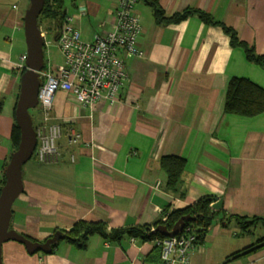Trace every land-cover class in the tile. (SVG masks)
<instances>
[{"label": "crops", "instance_id": "obj_1", "mask_svg": "<svg viewBox=\"0 0 264 264\" xmlns=\"http://www.w3.org/2000/svg\"><path fill=\"white\" fill-rule=\"evenodd\" d=\"M157 1L167 18L188 8L204 10L234 27L242 40L264 54V0ZM117 2L65 0L66 15L73 17L82 38L91 41L96 32L113 27ZM30 4L31 0H0L1 189L16 150L11 135L28 50L25 14ZM135 9L144 54L124 56L127 78L119 100L84 106L69 92L55 93L52 115L63 126L58 141L61 158L52 164L33 158L23 166L24 192L12 209L11 228L33 241L44 243L81 220L104 222L109 231L152 225L207 195L222 199L221 208L228 214L264 216V113L244 117L225 109L230 79L247 77L264 87V68L248 61L219 25L196 15L158 23L146 0H138ZM50 30L46 49L58 41L60 29ZM48 68L56 67L48 63ZM33 114L39 124L43 117L38 106ZM73 133L80 134L75 144L68 139ZM167 156L186 159L179 191L168 186L162 165ZM261 227L242 234L235 222L225 225L218 217L204 242L196 243L182 264H264V247L249 255H233L264 236L257 235ZM2 260L165 263L155 240L124 236L111 241L98 234L90 236L84 248L60 240L50 253H29L24 244L7 241Z\"/></svg>", "mask_w": 264, "mask_h": 264}, {"label": "built area", "instance_id": "obj_2", "mask_svg": "<svg viewBox=\"0 0 264 264\" xmlns=\"http://www.w3.org/2000/svg\"><path fill=\"white\" fill-rule=\"evenodd\" d=\"M137 2L118 0L113 28L104 33L98 32L92 41L82 38L73 17H64L57 41L63 63L41 73L44 80L38 92V107L43 119L35 126L38 142L34 153L39 162L57 163L62 155L58 141L63 136V126L54 121L52 115L54 97L58 90L69 92L84 106L100 100L111 103L119 100L120 90L127 78L124 56L144 54L138 44L142 25L135 9ZM47 33L48 30H42L46 46L49 44ZM22 67L25 68V64ZM68 136L72 144L80 140L79 133ZM155 241L161 247L164 264H182L189 260L197 237L191 227H185L176 236Z\"/></svg>", "mask_w": 264, "mask_h": 264}, {"label": "trees", "instance_id": "obj_3", "mask_svg": "<svg viewBox=\"0 0 264 264\" xmlns=\"http://www.w3.org/2000/svg\"><path fill=\"white\" fill-rule=\"evenodd\" d=\"M146 1L153 8V12L158 23L170 21L179 22L196 15L207 24L221 26L223 30L230 36L231 44L234 47H239L244 50L248 61L258 64L264 68V54L258 53L253 45L242 40L238 34V31L234 27L217 20L212 14L198 8H188L182 12L176 13L171 18H167L165 16L164 10L157 0ZM65 11V0H46L43 12L38 19L39 27L41 28L42 25L49 24V26H47L48 29H53L55 31L59 30L60 21H62L65 17ZM45 47L46 45H44V48ZM46 68H48V61L45 57L44 69ZM25 70L26 68L23 69L21 75L25 72ZM41 79L42 81L44 80L43 77H41ZM225 109L227 113L244 117H254L264 113V87L247 77H232L228 84ZM30 113L34 119L32 110H30ZM11 139L14 147L17 149L21 139V131L17 124H15L13 127ZM33 158H35V155H33ZM162 165L169 175L168 186L173 191H179L182 184L183 173L186 167V159L179 156H167L162 159ZM216 200L217 198L214 196H204L190 206L181 209H175L169 212L166 215V220H159L152 225L131 228H116L109 231L107 229V225L104 222H90L81 220L69 231H60L63 235L61 240H65L69 243L84 248L88 238L95 234L101 235L105 239L111 241L120 240L124 236H130L142 241L163 239L166 238V236H163L161 233L153 229H156L160 225H166L169 229H171L178 220L186 215L197 217L196 220L188 222L186 225V228L191 227L194 230L197 237V243L204 242L209 228L213 225L218 217L225 225L235 222L242 231V234L252 233L258 226L264 227V216L249 217L237 214L232 215L228 214L224 208L215 210L213 209L212 204ZM263 247L264 236L258 238L249 247H246L243 250L234 253L233 255H249ZM157 248L161 249L159 245H157Z\"/></svg>", "mask_w": 264, "mask_h": 264}, {"label": "water", "instance_id": "obj_4", "mask_svg": "<svg viewBox=\"0 0 264 264\" xmlns=\"http://www.w3.org/2000/svg\"><path fill=\"white\" fill-rule=\"evenodd\" d=\"M45 2L46 0H31L25 14V36L28 50L25 61L26 70L21 76L20 93L16 105V120L21 131V139L7 165L6 182L0 192V264H4L2 248L7 241L13 240L24 244L29 253L38 251L50 253L53 246L63 238L61 232H56L46 242L41 243L31 240L11 228L13 204L24 192L23 166L32 159L38 142L30 110L38 106V92L42 83L41 73L45 67V39L38 25V19L43 12ZM64 16H66V11ZM62 23L63 20L60 21V26ZM222 204L223 200L219 199L212 204V207L219 210ZM196 219V216L186 215L178 220L173 228L169 229L166 225H160L156 231L163 236L173 237L182 232L188 222Z\"/></svg>", "mask_w": 264, "mask_h": 264}, {"label": "rangeland", "instance_id": "obj_5", "mask_svg": "<svg viewBox=\"0 0 264 264\" xmlns=\"http://www.w3.org/2000/svg\"><path fill=\"white\" fill-rule=\"evenodd\" d=\"M137 4V3H136ZM47 26L48 25H42V28H47ZM113 28V27H112ZM112 28H110V29H112ZM109 29V30H110ZM109 30H107V31H109ZM50 31H53V29L52 30H50ZM107 31H105V32H107ZM99 33H102V32H99ZM104 33V32H103ZM142 33V30H141V32H140V34ZM96 34H98V32H96L95 34H94V36L96 35ZM140 34H139V36H140ZM139 36H138V40H139ZM94 38V37H93ZM49 39H51V40H54V38L50 35V38ZM92 41V40H91ZM48 42H49V40H48ZM45 55H46V59H47V61H48V63H49V66L52 68V67H57V66H59V65H61L62 63H63V55H62V53H61V50H60V48H59V46H58V44H57V42H53V44H51V46H49V48H47V49H45ZM32 110V112L34 113V109H31ZM31 160H33V157H32V159ZM257 235L259 236V235H264V229L261 227V228H259L257 231Z\"/></svg>", "mask_w": 264, "mask_h": 264}, {"label": "flooded vegetation", "instance_id": "obj_6", "mask_svg": "<svg viewBox=\"0 0 264 264\" xmlns=\"http://www.w3.org/2000/svg\"><path fill=\"white\" fill-rule=\"evenodd\" d=\"M33 121H34V119H33ZM34 124H35V126H37V125H38V123H35V122H34Z\"/></svg>", "mask_w": 264, "mask_h": 264}, {"label": "clouds", "instance_id": "obj_7", "mask_svg": "<svg viewBox=\"0 0 264 264\" xmlns=\"http://www.w3.org/2000/svg\"><path fill=\"white\" fill-rule=\"evenodd\" d=\"M47 30H48V28H46ZM43 29H42V27H41V31H42Z\"/></svg>", "mask_w": 264, "mask_h": 264}]
</instances>
